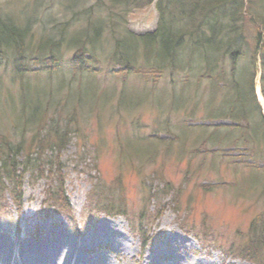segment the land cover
I'll list each match as a JSON object with an SVG mask.
<instances>
[{
    "label": "rangeland",
    "instance_id": "374dc122",
    "mask_svg": "<svg viewBox=\"0 0 264 264\" xmlns=\"http://www.w3.org/2000/svg\"><path fill=\"white\" fill-rule=\"evenodd\" d=\"M156 1L126 16L118 11L123 17L116 29L128 28L137 37L153 32ZM66 5L0 0V17L29 25L27 58L17 50L0 52V145L20 146L22 160L38 158L42 143V158L53 164L50 175L48 165L42 177L29 168L23 173L21 208L0 207L4 258L23 264L20 250L33 251L53 236L80 246L84 260L105 264H171L176 253L185 264H264L263 248L249 247L264 229V124L241 98L254 70L264 119V70L259 58L252 66L254 21L244 22L248 51L215 69L186 54L158 70L161 61L142 43L132 54L133 72H117L109 27L83 71L70 62L76 51L70 39L107 13L88 15L89 2ZM48 37L63 39L54 49L61 59L56 70L32 59L49 50L39 52ZM60 134L68 141L58 149ZM61 181L69 213L53 203L48 207V187ZM110 232L125 243L117 246ZM89 235L97 245L87 242ZM48 246L47 264H59L54 256L60 247ZM162 249L172 250L167 260Z\"/></svg>",
    "mask_w": 264,
    "mask_h": 264
},
{
    "label": "trees",
    "instance_id": "16d2710c",
    "mask_svg": "<svg viewBox=\"0 0 264 264\" xmlns=\"http://www.w3.org/2000/svg\"><path fill=\"white\" fill-rule=\"evenodd\" d=\"M60 1L62 3L66 1L69 4L66 5L67 8L77 6L79 3L87 4L89 2V5L85 8L90 16L94 11L107 13L106 19L90 20L89 25L83 31L76 32L70 39L71 42L69 43H72L76 48L70 62L76 70L84 71L89 68L91 60L95 57L96 43L102 37L104 30L109 27L111 31L113 30V35L115 34L114 45L117 51L114 52L113 59L118 65L117 72L122 70L126 73L133 72L135 66L132 63V54L142 43L147 51H152L161 61L162 64L156 63V65L161 66L158 70L162 71L167 68L166 66L175 65L186 54L190 59L199 56L206 64V68L215 69L214 67L218 65L219 61L229 58L235 63L248 51L246 42L249 41V36L244 24L247 19H252L257 27L252 66L259 64H257L259 58L264 70V0L261 1V4L256 0H157L156 8L159 14L157 27L153 32L141 37L135 36L128 28L122 27L120 31V28L116 29L117 24L122 21L123 17L117 12L119 11L126 16L134 10L152 4L155 0ZM253 4H255V8ZM121 31L122 34H120ZM64 33L65 29L61 28L60 34L63 39L65 38ZM27 35H29V25L21 28L9 18L0 17L1 53L4 50H17L22 52L19 54L20 58H24L26 55L23 54V50L27 43ZM63 39L55 41L50 37L48 39L43 38L42 43L39 45V52L46 48L49 50L32 59L41 66L45 64L47 69L56 70L60 67L61 59L54 49ZM85 39H87L86 42H84ZM154 68L157 70L156 66ZM23 70L26 72L30 69L26 67ZM254 74L255 71L253 70L250 87L246 89L241 98L244 100L243 103L248 100L250 107L257 110L260 121L264 124L254 91ZM245 112H250L248 106ZM230 117L235 118L236 116L230 115ZM60 136V144H58L60 147L58 149L68 141L67 135L60 134ZM39 148L40 155L38 158L37 156H24L21 160L23 154L20 146L8 145V147H5L0 145V207H9L10 203H14L17 208H21L23 173L27 172V168H29L28 170L37 171L40 177L44 176L45 165H48V168L51 169L49 175L53 172L52 162L45 161L42 158L44 144L41 143ZM50 149L52 150L53 147H50ZM4 181H7L6 183L10 185H5ZM48 188L47 193L52 199L48 207H51L53 203V206L56 205L59 209L69 213L71 208L62 181L59 186ZM7 194H9L11 201L7 199L9 198ZM108 212L110 214L123 213L112 210H108ZM69 219L75 222V218L69 217ZM263 243L264 229L262 226L250 244V250L256 251L257 248H263L264 250Z\"/></svg>",
    "mask_w": 264,
    "mask_h": 264
},
{
    "label": "bare ground",
    "instance_id": "6f19581e",
    "mask_svg": "<svg viewBox=\"0 0 264 264\" xmlns=\"http://www.w3.org/2000/svg\"><path fill=\"white\" fill-rule=\"evenodd\" d=\"M11 204L14 205V203H10V205ZM110 234L113 235V238H111V239L117 246L123 245V243H125V240L123 239L122 236H119V234L112 233V232H110ZM117 239H120V244H118V242L116 243ZM89 240H90V244H92V245L94 244L93 246L97 245V243H98L97 239L94 238L92 235L91 236L89 235V237L87 238V242H89ZM55 242L58 244V247H60V248L58 249L59 255L57 257L54 256V259L56 260V262H59V264H98V263L102 264L104 261L102 259L100 262H99V259L98 260L95 259V261L84 260L82 258V255H80V251H79L80 246H78L77 244H73V243H64L63 244L61 241L54 239L53 236H51V239L48 237V239H46L44 242H42V244L40 246H38L33 251H30L27 248L28 249L27 253H24L25 252L24 250H20V253H19L20 256H22V254L26 255V257L24 259L22 257L20 259L22 260L23 264H47L50 260V253L46 247L48 245L50 246V245L55 244ZM45 245H47V246H45ZM175 246H177V245H175ZM4 248L5 247L3 246V243H0V264H11L10 260L4 258V255H5ZM10 251L12 253L15 252V251H13V249H11ZM159 253L161 255H164V257H166L167 254L172 253V250L162 249L159 251ZM179 254L180 253H176V256H175L176 259L174 260V263H171V264H185L184 262H182V257H184V256L182 255L180 257ZM168 257L169 256H167L164 260H167ZM28 259H32V260L29 261ZM105 263L106 262H104L103 264H105Z\"/></svg>",
    "mask_w": 264,
    "mask_h": 264
}]
</instances>
